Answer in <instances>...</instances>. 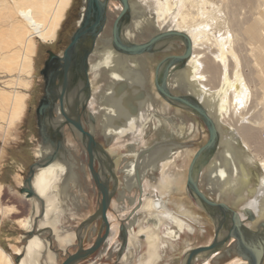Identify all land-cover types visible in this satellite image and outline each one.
Here are the masks:
<instances>
[{
  "label": "bare ground",
  "instance_id": "6f19581e",
  "mask_svg": "<svg viewBox=\"0 0 264 264\" xmlns=\"http://www.w3.org/2000/svg\"><path fill=\"white\" fill-rule=\"evenodd\" d=\"M11 1L14 3L16 12L23 18L26 34L24 36L23 33L18 34L16 26L12 27L10 34L22 48L1 59L0 64L9 70H13L15 64L18 73H27L31 64L30 56L35 49V38L43 43H51L55 40L70 0ZM129 4V16L122 22L120 29L122 42L127 44L141 43L136 41L144 42V40H148L153 30L156 32L178 30L189 36L192 43L191 57L184 66H180L179 63L172 65L167 83L172 93H189L199 99L214 120L219 134L221 132L222 147L219 151L217 150L218 152L216 151L215 160L203 167L205 170L201 171L200 180H206L205 188L210 192L217 190L219 194L237 196L239 200H243L239 204L238 210L245 207L250 208L255 213L257 220L263 219L264 141L257 138V133L262 128L264 129V0H129ZM84 6L85 3H83L81 15ZM120 9V5L108 4L107 22L102 33H99L101 38H110L111 22ZM111 40L112 37L103 41L107 45H99L98 42L89 57L90 80L88 83L90 82L91 97L87 106L96 119L93 131L106 136L105 139L109 143L112 140V147L116 146L122 149L127 147L128 154L133 155L130 160L126 161V158L122 156L125 158L124 162L121 160L113 163L112 175H110V179L120 185L117 188V194L121 197L115 198V201L122 203L113 204L117 217L124 216V210L128 211L129 207L125 206L127 200L131 206L126 218H131V220L129 224L125 222L127 244L118 258L119 263L117 264H132L135 257L136 259L138 257L137 264H158V261L163 259L164 252L169 250L168 247L173 249L179 243L178 240L181 239L184 232L194 234L198 231V227L194 228L190 224L191 222L200 225L199 219L189 216L186 206L183 207V211L176 212L167 206L162 195L164 188L177 182L180 175L176 169V164H180L177 161L180 155L183 156V153L188 150L183 147L180 139L182 135H188L191 128L186 130L183 125L182 129L179 122L180 116L183 117L182 113L168 107L165 109L162 102L158 101V96H152L148 92L145 87L148 84V78H144L143 75L147 69L153 67V85L157 92L154 82V67L156 66H153L156 54L153 53L162 51L167 44L173 41H180L184 46V41L178 37H169L155 43L150 52L126 55L117 51ZM235 45L247 50L245 52L243 49L242 52L247 53V63L250 64L249 73L242 71V57H239ZM172 46L170 44L162 52L170 51ZM13 56L19 57V60L15 62ZM164 67L165 65L160 68L159 79L163 75ZM80 81L84 82V91L88 97L89 87H85V78L82 77ZM59 82L61 84L60 78ZM250 83L255 86L253 90L250 88ZM157 94L159 95L158 92ZM22 96L20 93H14L11 97L6 98L11 113L9 122L12 118L17 119L20 115L23 109ZM252 96H255L254 102L261 106L260 110L256 108L259 113L256 109L257 112L246 110ZM160 97L169 105L173 104L196 114L187 106ZM160 106L163 109L162 113L159 112L162 123L159 120L153 121L151 133L156 137L162 135L166 138L154 141L144 148L136 147V140L139 141L137 142L139 144L148 127L149 113H155L156 107ZM250 112L252 114L256 112L255 115L258 113L260 117L253 120L254 118L250 117ZM51 121L54 126H58L62 118L60 116L53 117ZM179 127L182 130L177 131L176 129ZM151 133L147 132V135ZM64 134L66 154L61 152L60 157L51 164L46 167H37L31 180V187L36 196L27 199L34 201V210L31 216L21 221L25 225V233L27 235L32 233V235L28 237L23 251L17 252V255L24 254L20 260L23 264H41L38 260L40 257L43 259L44 256H48V261L52 260L55 254L53 252V255H50L49 252H52V245L55 242L52 239L55 240L54 238L57 237L56 224L59 221L57 220L59 208L71 206V210L76 211L84 209L82 205L88 204V201L83 199L82 194L85 193L83 184L81 189L77 186V181L80 178L77 168L79 162L74 157L78 146L81 145V136L72 128H65ZM133 143L135 146L132 145ZM41 145L38 160L52 151L49 144ZM107 150L104 148L102 153H98L100 162L103 159L107 161L106 167L110 162H113V158ZM83 151L86 154L84 147ZM119 159L117 158V160ZM145 159L149 162H146ZM80 165L81 170L85 169L83 164ZM73 166H76L78 171L72 170ZM206 167H210L208 171ZM136 169L140 170L139 174L135 173ZM117 173H121L122 183H119L120 179L117 178ZM154 173L159 175L157 186L160 191L153 188L159 194V196L157 194L155 196L157 202L154 200L155 192L150 196L148 193H146L148 196L143 194L141 197V194L145 193L143 190L146 184H150V178L155 175ZM199 187L205 192L200 181ZM78 190L84 193L80 192L82 193L80 194ZM134 190H136L135 194L130 196ZM185 190H187L186 180ZM127 191L129 196L126 194ZM205 194L207 195L206 192ZM136 195L139 199L135 198ZM189 195L195 200L196 205L203 209L200 200L190 193ZM124 198L127 199L126 203ZM135 199L137 200L136 204L133 202ZM81 201L84 203L82 204ZM164 205L168 208L167 213L159 210L164 208ZM137 206L140 208L137 209L138 211L135 209ZM108 215L110 232L106 239L107 243L105 241L96 253V259L99 261L104 260L107 254L110 257L116 255L121 245V241L119 244L117 240L118 223L114 222V217L110 213ZM75 228L76 226L74 231ZM61 229L66 231L58 239L59 242L64 243L65 246L72 245L75 238L74 231L72 230L68 234V228L62 226ZM91 230H94V227ZM141 234L144 236V238L142 236L143 239L140 238ZM46 237L50 241H47ZM107 245L111 246V249L103 250ZM143 245H145L146 251L139 254L137 250ZM63 251V255L66 257L69 253L66 247ZM226 251L227 247H222V250L217 249L210 254L199 255L195 262L201 259L206 261V264H212L210 260L213 258L221 260L226 256ZM181 262V264H185V256ZM0 264H13L11 258L1 248ZM92 264L99 263L95 261ZM232 264L245 263L242 259L235 257Z\"/></svg>",
  "mask_w": 264,
  "mask_h": 264
},
{
  "label": "rangeland",
  "instance_id": "374dc122",
  "mask_svg": "<svg viewBox=\"0 0 264 264\" xmlns=\"http://www.w3.org/2000/svg\"><path fill=\"white\" fill-rule=\"evenodd\" d=\"M84 0H70L69 6L65 10L64 17L62 21L60 22V27L57 31V37L56 40L52 44H47L39 41L35 38V49L33 51V54L30 56L31 58V64L29 72L25 73H18L16 71V65L14 64V69L9 70L8 68L4 67L2 64H0V248L11 258L13 264H23L20 262L22 255H17V252L23 251L24 245L28 239L32 235H27L25 232V225L22 223V219H26V217L31 216L32 211L34 210V201H31L30 199H27L23 194L20 193L19 189L22 187L23 180L28 174L29 166L33 164L35 161L38 160V152L40 148V138L38 137L36 122H35V108L38 102V99L40 95L42 94V87H43V80L42 76L40 74V68L42 67L43 61L47 56V50H52L54 52H61L65 46L70 41V37L73 33V31L77 27V23L81 14V10L83 7ZM110 3H113L115 5H120L119 0H109ZM25 7V6H24ZM16 26V33L24 36L26 34V28L25 24L23 22V18L16 12V9L14 8V3L11 0H0V61L4 57H6L9 54H13L16 50H21L22 46H20L19 43H17V40L14 39L10 34V30L12 27ZM156 31L153 30L150 35L154 34ZM149 35V36H150ZM10 38V39H8ZM21 39V37L19 36ZM236 46V50L238 52V55L241 59L242 63V71L244 73L250 72V67L247 63L248 57H247V50L243 47ZM238 46V47H237ZM241 48V49H240ZM240 49V50H239ZM244 49L245 52H242ZM184 50V46L181 42L176 41L173 43V46L170 47V51L165 52H159L156 54V61L154 62L155 65L165 56L171 55V54H181ZM156 53V52H155ZM240 53V54H239ZM244 53V54H243ZM246 56V57H244ZM15 59V62L19 60V57L13 56ZM158 59V60H157ZM153 65V66H155ZM249 71V72H248ZM144 78H148V84L145 85L148 92L155 96L158 95L153 87V67L150 69H147L145 72ZM214 85V84H213ZM250 88L253 90L255 86L250 83ZM20 93L23 95V109L21 110L20 115L16 118H12L11 122V113L9 102L6 99L7 97H11L12 94ZM159 93V92H158ZM160 95V94H159ZM158 95L159 101L165 109L170 108L172 110H177L182 113V122L184 124V129H190L189 134L186 136H181V142H183L184 145L187 147V151L183 153V156L180 155L176 164V169H178V172H180L178 179L176 180V183H172L170 187L162 188L164 196V199L166 200V203L168 204L169 208L173 209L176 212L183 211L184 206L187 207L189 211V216L195 217L200 220V225L196 222H191L190 224L194 227H198V231L194 234H190L189 232H184L182 234L181 239H179V243L175 245L172 248L168 247L169 250L164 252L163 259L158 261V264H181L183 257L185 256V253L187 252V249H191L197 246L201 245H207L209 244L213 237L215 232V220L210 218V216L205 212L204 209H201V207H198L196 205V202L194 199H192L187 193V190H185V180H186V172L187 167L189 164V161L191 159L192 154L201 146L203 145L208 136L207 129L200 117H198L195 114H192L191 112H188L186 110H183L182 108H179L176 105L168 104L166 103L160 96ZM5 97V98H4ZM4 100H2V99ZM255 96L249 100V104H247L246 110L248 112L250 110H255L256 108L260 110L261 106L254 102ZM7 102V103H6ZM168 104V106H167ZM258 105V106H257ZM253 108V109H252ZM159 112H163L162 107L156 108ZM179 109V110H178ZM182 109V110H181ZM256 109V110H257ZM162 110V111H161ZM255 110V111H256ZM259 110L258 113H259ZM256 111V112H257ZM253 112V111H252ZM250 112V117L255 120L260 115L257 113L252 114ZM150 115H148V127L145 129L148 132L151 133L152 129V123L155 120H160V116L154 112H150ZM256 116V118H255ZM85 118L88 120V117L85 116ZM152 118V119H151ZM15 119V120H14ZM162 122V121H161ZM187 125V126H186ZM180 128V127H179ZM176 129L177 131H180L183 129L181 126L180 129ZM227 131V129H225ZM175 131V130H173ZM146 132V131H144ZM192 132V134H191ZM96 140L100 142L104 147H108L109 150H111L112 154H114L117 158H119V154L124 155V157L128 160L132 159L133 155H130L127 153V148L124 147L123 149L121 147L117 148L116 146L112 147L113 143L108 142L102 135L97 134ZM260 138V140L264 141V129L262 128L257 133V138ZM134 138V137H132ZM157 138L153 133L148 134L147 136H143L140 140V145L138 144L136 147H147L150 144H152ZM132 140V139H131ZM134 140V139H133ZM117 148V149H116ZM104 149V148H103ZM185 149V148H184ZM252 151V150H251ZM82 152V153H81ZM101 152V151H100ZM99 152V153H100ZM103 152V151H102ZM110 152V151H109ZM116 152V153H115ZM121 152V153H119ZM86 154L83 151V147L80 145L78 146V151L76 154L74 153V157L77 159V162L84 165L83 170L79 168H76V166L72 167V170H77L79 172L80 178L77 181L78 188L81 189L83 186L84 192L81 190H78L82 193L83 199L88 201V204L82 205L84 209H77L76 211L71 210V206H69L68 209L61 207L58 210L57 220H59L56 224V227L58 229L57 231V237L52 239V241H55L52 245V252H49L50 255H53L54 252V258L50 261H48V256H44L43 259L40 257L38 260L41 264H59V262L64 259V247H66V250L71 253L75 251L78 248L79 239H78V225L81 221L91 218V216L96 212L99 206L100 196L98 195L95 186L93 185V180L91 179L90 173L87 168V158L85 156ZM260 157V156H259ZM125 158H122L123 161ZM86 159V160H85ZM146 160V159H145ZM146 162H149L146 160ZM97 168H99L101 171H103L107 176H105V179L109 183V188L113 189L114 187V181L110 179L109 173L111 170H113V162L109 163L108 167H103V164L96 160ZM81 166V165H80ZM207 171L210 167H206ZM87 169V170H86ZM203 172L205 168L202 169ZM87 171V172H86ZM175 171V170H174ZM150 178L149 183L146 184L145 189L143 192H149L152 193V189L155 188L156 190L160 191L158 188V176L156 173H154ZM117 175V178H120L121 173ZM115 175V176H116ZM148 178V177H147ZM199 181L201 183V186L207 193L209 197H211L214 200L218 201H225L228 202L230 205L234 206L235 209L239 208V204L242 203L243 200H239L237 196L232 195H225V194H219L217 190L215 191H209L205 188L206 180L201 179L199 176ZM119 183L120 180H119ZM83 184V185H82ZM82 185V186H81ZM118 185V186H117ZM120 185L117 183L115 185V189L111 196V203H119L115 201V197L117 194V188H119ZM154 190V189H153ZM136 190L132 192L131 196L135 194ZM218 192V193H217ZM128 195V192H126ZM149 194V196H150ZM216 194V195H215ZM137 196V195H136ZM135 196V198H136ZM226 196V197H225ZM85 197V198H84ZM137 199V198H136ZM82 200V199H81ZM83 204L84 201H81ZM110 203L108 213H110L114 217V222H117L121 224L123 221L121 218H117V213L114 210L113 204ZM31 204V205H30ZM126 207H129L128 205H125ZM141 207V206H140ZM138 209V208H137ZM60 213V214H59ZM74 214V215H73ZM60 215V216H59ZM39 217V216H37ZM125 220V219H124ZM96 224V234L83 233V235H86L83 237V247H88L92 241L95 240L99 227L101 225V219L95 218L91 219L89 223V228H92V226ZM50 225H53L50 223ZM62 226H65V228H68L67 233L70 234V232L73 230L74 227L75 231V238L72 242V245L65 246L64 243L59 242V238H61L66 230H63ZM119 234V232H118ZM60 237H59V236ZM119 238V236H118ZM47 241H50L48 237L45 238ZM121 241V239L119 238ZM58 241V242H57ZM190 243V244H188ZM234 245V239L229 240L227 243H225L224 247H233ZM192 246V247H191ZM189 247V248H188ZM141 249V250H140ZM165 251V249H163ZM222 250V248L220 249ZM146 247L145 245L141 246L137 252L139 254L145 253ZM233 254H225L223 258L216 260L213 258V260H210L212 264H232L235 257L242 258L235 250L232 252ZM95 255L96 252L92 255L88 256L84 260H81L75 264H92L95 262ZM117 254L112 256L111 259H105V260H96L99 264H117L119 263V258ZM45 258V259H44ZM224 260V261H222ZM242 260L246 261L244 258ZM138 257L132 262V264H137ZM181 262V263H180ZM220 262V263H218ZM225 262V263H224ZM206 261L199 260L198 262H195V264H206ZM264 264V262H263Z\"/></svg>",
  "mask_w": 264,
  "mask_h": 264
},
{
  "label": "water",
  "instance_id": "95a60500",
  "mask_svg": "<svg viewBox=\"0 0 264 264\" xmlns=\"http://www.w3.org/2000/svg\"><path fill=\"white\" fill-rule=\"evenodd\" d=\"M119 2L121 4V9L114 18L111 28V42L117 51L128 55H138L150 52L155 43L165 38L178 37L184 41V50L181 54L167 55L163 57L159 63H157L155 67V87L159 94L167 101H172L189 107L194 113H196L195 115L202 119L208 132L206 142L195 151L188 165L186 188L188 193L194 195L198 198V200H200L202 208L210 216V218L215 220V235L209 244L189 249L185 253V264H195L197 256L210 254L211 252L221 248L230 238V234H232V230L234 228H237L235 234L232 235L237 239L236 252L242 256V258L247 260V264H261L263 247H256V244L254 243V233L243 224L238 212L231 208L227 203L210 198L199 187L200 173L203 167L208 164L211 157L218 150L220 134L214 120L199 99L189 93L174 94L169 89L167 83L168 73L172 65L179 63L180 66H184L191 57L192 43L189 36L178 30H166L152 35L148 40L141 43H124L120 37V29L122 22L129 16L130 4L129 0H119ZM84 3L85 6L81 15V20L78 27L73 32L69 44L65 48L62 56L55 57V65L62 66V70H60L58 74H62V77L60 78L61 81H63L61 93L58 94L57 97L59 99L62 115L64 116L66 123L73 125L81 133L82 142L86 151V166L97 193L100 196V201L98 209L91 216V218L81 221L78 225V248L75 251L68 253L60 264H75L84 260L98 251V249L106 241L110 232L108 209L111 203V196L116 185L113 183L114 188L110 189L109 183L105 179V176L107 175L99 168H95V161L99 160L98 152L101 151L102 153L104 150L101 144L95 140V137L91 132L84 129L79 115L76 119H74L63 109V98L69 84V71L71 69H77L78 72H80V74L85 78V87H89L87 75L88 56L95 45L97 36L103 30L107 21L109 0H84ZM61 61L63 62L62 64L60 63ZM163 65H165L163 75L159 79V71ZM43 73L45 72L43 71ZM51 92L52 90H48L46 88V95L41 99L36 113L38 132L41 142L43 145L49 144L53 149L46 156L35 161L29 166L28 174L24 179L22 187L19 189L20 193L25 194L26 198L36 196V193L31 187V180L34 176L35 169L37 167H46L58 159L61 152H65L64 141L61 133L62 124L56 131L49 130L46 126L45 113L46 109L51 105V98H49ZM139 172L140 170H135L136 174H139ZM137 208H139V206L135 209L137 210ZM242 212L248 217L254 219V214L250 209L245 208ZM95 218L101 219L98 234L95 240L88 247H83V233L89 227L91 219L93 220ZM232 225L233 227H231ZM118 236L121 239V245L117 255L121 256L127 244V229L125 220H123L119 225Z\"/></svg>",
  "mask_w": 264,
  "mask_h": 264
},
{
  "label": "flooded vegetation",
  "instance_id": "af4514ba",
  "mask_svg": "<svg viewBox=\"0 0 264 264\" xmlns=\"http://www.w3.org/2000/svg\"><path fill=\"white\" fill-rule=\"evenodd\" d=\"M116 17V16H115ZM80 18H81V14H80V17H79V20H80ZM79 20H78V22H79ZM113 21H114V19L112 20V22H111V28H112V24H113ZM107 22V21H106ZM131 22V21H130ZM129 22V23H130ZM78 24L79 23H77V27H78ZM105 25H106V23H105ZM76 27V28H77ZM127 27V26H126ZM125 27V28H126ZM105 28V27H104ZM125 28H124V30H125ZM76 30V29H75ZM74 30V31H75ZM104 30V29H103ZM73 31V32H74ZM157 32H159V31H157ZM157 32H155V33H157ZM102 33V32H101ZM154 33V34H155ZM73 34V33H72ZM154 34H152V35H154ZM101 35V34H100ZM99 35V37H98V39H97V41L95 40V45H94V47H93V49L91 50V52H90V54H89V56H88V60H87V63H88V68H87V75H88V81L90 80V78H89V57H90V55H91V53L93 52V50H94V48H95V46L97 45V43L99 42V45L100 44H104V45H107V44H105L103 41L105 40V39H110L111 38V34H110V38L109 37H107V38H101V36ZM152 35H150L149 37H148V39L152 36ZM72 36V35H71ZM123 36H124V31H123ZM56 37H57V35H56ZM71 38V37H70ZM100 39H103V40H100ZM55 40H56V38H55ZM54 40V41H55ZM53 41V42H54ZM144 41H146V40H144ZM53 42H51V43H47V44H52ZM70 42V41H69ZM69 42H68V44H69ZM136 42H142V41H136ZM174 42H176V41H173V42H171V43H169V44H167V46L164 48V49H166L167 47H169L170 46V44L171 45H173V43ZM180 42V41H179ZM67 44V45H68ZM67 45L65 46V48L67 47ZM110 45V44H109ZM112 47V46H111ZM65 48L61 51V52H54V51H52V50H47V56H46V58L44 59V61H43V64H42V67L40 68V74H41V76H42V80H43V87H42V94L40 95V97H39V99H38V102H37V105H36V108H35V122H36V127H37V132H38V126H37V113H36V111H37V108H38V106H39V103H40V101H41V99L43 98V96H45L46 95V88L48 89V90H52V92H51V94L49 95V98H51V105L46 109V113H45V118H46V126H47V128L49 129V130H52V131H56L57 129H59L58 127L62 124V126H61V133H62V137H63V141H64V136H65V134H64V130H65V128H67V129H69V128H72L73 130H75L76 132H78L79 134H80V136H81V133L73 126V125H69V124H67L66 123V121H65V118H64V116L62 115V111H61V106H60V102H59V99H58V97H57V95L58 94H60L61 93V88H62V82L63 81H61V84H60V82H59V78L60 77H62V74H58V72L60 71V70H62V66H56L55 65V57L56 56H62L63 55V52H64V50H65ZM163 49V50H164ZM162 50V51H163ZM162 51H160V52H162ZM157 53H159V52H156V53H153V54H157ZM126 55H128V54H126ZM173 55H175V54H173ZM125 56V55H124ZM130 57V56H129ZM131 57H133V56H131ZM61 64L63 63L62 61L60 62ZM156 66V65H155ZM155 68V67H154ZM43 71L45 72V73H43ZM80 71V70H79ZM153 73H154V70H153ZM83 76L80 74V72H78V70L77 69H71L70 71H69V84H68V86H67V88H66V91H65V95H64V98H63V109H64V111L68 114V115H70L71 117H73L74 119H76V117H78V115H79V118H80V120H81V123H82V125H83V127H84V129L86 130V131H89V132H92L93 133V135H94V137L97 135V134H99L98 132H96V131H93V126L94 125H96V119H95V117L94 116H92L93 114L88 110V103H89V101L88 100H90V97H91V91H90V82H89V96L88 97H86V93H85V91H84V87H83V83L84 82H82V81H80L81 80V78H82ZM170 78V77H169ZM61 79V78H60ZM80 79V80H79ZM78 81H80V82H78ZM56 87V88H55ZM153 87H154V85H153ZM155 89V88H154ZM57 90V91H56ZM174 93H177V92H174ZM178 93H184V92H178ZM158 96V95H157ZM159 98V97H158ZM159 101H161L160 99H159ZM167 103V102H166ZM162 106H160V108H161ZM156 108H159V107H156ZM155 113L156 114H158L159 116H160V114H159V111L157 110V109H155ZM162 111V110H161ZM91 113V114H90ZM160 113H162V112H160ZM58 116H60L61 118H62V121L60 122V124L58 125V126H54L53 124V122L51 121V119L53 118V117H58ZM85 116L86 117H88V120L85 118ZM161 117V116H160ZM93 118V119H92ZM162 118H160V120H161ZM95 120V121H94ZM183 119H181V118H179V121H182ZM94 121V122H93ZM162 121V120H161ZM160 121V122H161ZM184 121V120H183ZM162 123V122H161ZM181 123V126H183L184 124L182 123V122H180ZM50 125V126H49ZM187 126V125H186ZM145 128H146V125H145ZM71 132V131H70ZM73 132V131H72ZM147 130H146V132H144V136H146L147 135ZM150 133V132H149ZM38 134H39V132H38ZM103 136V135H102ZM38 137L40 138V136L38 135ZM104 137V136H103ZM104 138H106V136L104 137ZM164 139V138H166V137H163L162 135L161 136H157V138L154 140V141H157V140H161V139ZM169 138V137H168ZM81 139H82V137H81ZM95 140H96V137H95ZM175 140V139H174ZM97 141V140H96ZM188 140H186V141H182L181 142V140H180V142H181V144L183 145V147H187L186 145H184L183 144V142H187ZM98 142V141H97ZM111 142H113L112 140H111ZM137 142H139L138 140H136V146L138 145V143ZM64 143H65V141H64ZM99 144H101L100 142H98ZM177 144H179L178 142H176ZM40 144H42V142H41V138H40ZM43 145V144H42ZM41 145V146H42ZM133 146H135V143H133L132 144ZM81 146L82 147H84V145H83V142H82V140H81ZM101 146L102 147H104L102 144H101ZM108 147H109V145H108ZM108 147H104L106 150L108 149ZM221 147H222V144H221V132H220V141H219V147H218V151L221 149ZM52 148V147H51ZM127 148V147H126ZM141 148V147H140ZM53 149V148H52ZM84 149H85V147H84ZM108 152H109V150H107ZM127 151V153L129 152L128 151V149L126 150ZM217 151V152H218ZM217 152L215 153V155H213L212 157H211V160L209 161V162H212V161H214L215 160V158H216V154H217ZM62 153H64V154H66V152H62ZM99 153V152H98ZM109 154H110V156H112V158H113V163H115V162H120L121 161V159H122V156H124V155H120V159L119 160H117V157L114 155V154H111L110 152H109ZM193 155V154H192ZM192 157V156H191ZM117 160V161H116ZM128 159H126V161H127ZM102 162V164H103V167H106L107 166V161L105 160V159H103V160H101ZM125 161V162H126ZM96 162V161H95ZM122 162H124V161H122ZM190 162V161H189ZM209 162H208V164H209ZM81 166L79 165V163L77 164V168L79 169ZM95 168L96 169H98L97 168V165H96V163H95ZM118 175H119V173H117ZM111 175V172L109 173V176ZM120 182H121V176H120ZM122 183V182H121ZM97 191V190H96ZM128 192V191H127ZM145 192V191H144ZM155 192V190L152 192V193H154ZM146 193H148V194H150L149 192H145V193H142L141 194V197H142V195L143 194H145V195H147L148 196V194H146ZM155 195H154V200H155V202H157V199H156V197L155 196H159V194L158 193H154ZM157 194V195H156ZM129 196V195H128ZM130 196H131V194H130ZM117 197H121V196H118V195H116V197L115 198H117ZM136 198L137 199H139V197L138 196H136ZM141 199V198H140ZM126 198H124V202L126 203ZM111 201H113V200H111ZM135 204L137 203V200L135 199L134 201H133ZM223 202H225V201H223ZM119 203H122V202H119ZM226 203H228V202H226ZM112 204H113V202H112ZM128 206H129V209H128V211L127 210H124V216H122V217H117V218H121L122 220H124L125 219V222L127 223V224H129V222H130V220H131V218L130 219H126L127 218V215H128V213H129V210L131 209V206L129 205V202H128V200H127V203H126ZM164 204H165V202H164ZM229 204V203H228ZM141 206V205H140ZM165 207L164 208H160L159 210L160 211H162V212H165V213H167L166 211H168V208H167V206L166 205H164ZM231 208H233L234 210H236L237 212H238V214H239V217H240V219H241V221L243 222V224L247 227V228H249L253 233H254V235H255V239H254V243L256 244V247H263V257H262V260H261V264H263V262H264V218L263 219H259V220H257V218H256V216H255V213L253 212V214H254V219L253 218H250V217H248L246 214H244L243 212H242V210L243 209H245V208H247V207H245V208H242V209H240V210H238V209H235V207L234 206H232V205H229ZM141 208V207H140ZM139 208V209H140ZM138 209V210H139ZM137 210V211H138ZM154 210H156V211H159L158 209H154ZM127 213H126V212ZM136 211V212H137ZM116 212V211H115ZM126 213V214H125ZM123 214V213H122ZM245 215V216H244ZM109 216V215H108ZM132 217V216H131ZM151 219V218H150ZM148 220V219H147ZM258 221H260V222H258ZM251 226H250V225ZM119 223H118V225H117V240L119 241V244H120V240H119V238H118V228H119ZM92 227H94V230H91V228H87L85 231H84V233L87 235V233H91V235L92 234H96V224H94ZM231 227H233V225L231 226ZM236 229L237 228H234L233 230H232V234H230V238L226 241V243L229 241V240H231V239H234V245H233V247H231V249H230V247H227V251H226V254H229V255H231V254H233L232 252L235 250L236 251V244H237V239L234 237V236H232L233 234H235V231H236ZM237 234V233H236ZM86 235H83V236H86ZM214 235H215V232H214ZM142 234H141V236H140V238H142ZM143 238H144V236H143ZM142 238V239H143ZM214 238V237H213ZM213 240V239H212ZM106 243H107V240H106ZM225 246V244L222 246V247H224ZM221 247V248H222ZM103 248V247H102ZM106 248L107 249H111V246H106V247H104V249L103 250H106ZM221 248H219V249H221ZM226 248V247H225ZM102 250V251H103ZM108 250V251H109ZM117 250V249H116ZM98 251H96V253H97ZM115 255V254H114ZM113 255V256H114ZM96 256L97 255H95V261L97 260L96 259ZM242 257V256H241ZM111 259L112 257H110L109 256V254H107L106 255V257H104V260L105 259ZM238 258H240V257H238ZM240 259H242V258H240ZM244 261V260H243ZM244 263L245 264H247L248 262H247V260L246 261H244Z\"/></svg>",
  "mask_w": 264,
  "mask_h": 264
}]
</instances>
